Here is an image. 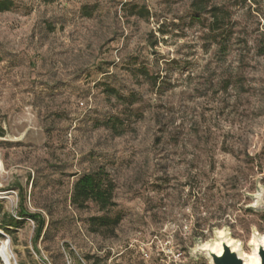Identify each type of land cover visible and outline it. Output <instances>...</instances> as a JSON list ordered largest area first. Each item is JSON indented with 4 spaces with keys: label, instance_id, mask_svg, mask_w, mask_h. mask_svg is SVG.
<instances>
[{
    "label": "rangeland",
    "instance_id": "obj_1",
    "mask_svg": "<svg viewBox=\"0 0 264 264\" xmlns=\"http://www.w3.org/2000/svg\"><path fill=\"white\" fill-rule=\"evenodd\" d=\"M5 0H0V2ZM0 251L14 264H212L264 245V0H8ZM105 170L122 221L71 202ZM26 208L46 220L6 231ZM206 249V250H205ZM0 264H4L0 255Z\"/></svg>",
    "mask_w": 264,
    "mask_h": 264
},
{
    "label": "trees",
    "instance_id": "obj_2",
    "mask_svg": "<svg viewBox=\"0 0 264 264\" xmlns=\"http://www.w3.org/2000/svg\"><path fill=\"white\" fill-rule=\"evenodd\" d=\"M13 2L5 0L0 2V12L10 11ZM116 185L111 176L103 169L90 172L80 176L73 185L71 202L79 210L86 209L93 203L102 213L100 216H92L88 219L90 232L102 236H114L115 230L122 221V215L117 211L118 204L115 199ZM27 197L20 196L19 212L16 216L10 217L8 225L4 227L6 231L17 229L22 225V221L31 219L36 222L34 244L37 245L42 235H46V220L41 215L31 214L26 208Z\"/></svg>",
    "mask_w": 264,
    "mask_h": 264
},
{
    "label": "water",
    "instance_id": "obj_3",
    "mask_svg": "<svg viewBox=\"0 0 264 264\" xmlns=\"http://www.w3.org/2000/svg\"><path fill=\"white\" fill-rule=\"evenodd\" d=\"M220 246L222 247L221 254H218L219 248L208 249L212 264H245V258L239 254L233 244L225 240ZM256 257L259 259V264H264V245L259 246Z\"/></svg>",
    "mask_w": 264,
    "mask_h": 264
},
{
    "label": "bare ground",
    "instance_id": "obj_4",
    "mask_svg": "<svg viewBox=\"0 0 264 264\" xmlns=\"http://www.w3.org/2000/svg\"><path fill=\"white\" fill-rule=\"evenodd\" d=\"M4 172H5V167L0 155V177ZM10 246H11L10 241L4 242L2 244V248L0 251L1 258L5 264H14L13 256L10 251ZM256 260L257 259L253 256V257H247V259H245L244 262L245 264H256L255 263Z\"/></svg>",
    "mask_w": 264,
    "mask_h": 264
}]
</instances>
